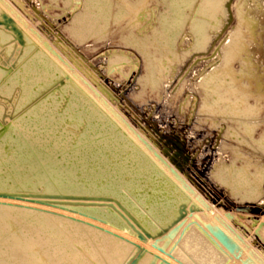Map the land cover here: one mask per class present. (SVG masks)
I'll return each instance as SVG.
<instances>
[{
    "label": "bare ground",
    "instance_id": "1",
    "mask_svg": "<svg viewBox=\"0 0 264 264\" xmlns=\"http://www.w3.org/2000/svg\"><path fill=\"white\" fill-rule=\"evenodd\" d=\"M78 1L73 3L77 6ZM227 1L84 0V13L67 32L77 45L94 39L105 46L110 27L123 23L127 31L123 45L139 55L145 70L143 83L153 88L157 80L166 81L170 75L173 62L180 58L178 44L185 42L188 33L189 53H208L209 29L222 24ZM233 30L220 65L206 72L198 84L193 109L196 106L204 116L200 123L209 130L219 129L221 119L226 122L224 135L240 140L232 123L264 149V128L254 137L259 125L243 122L264 116V82L259 78L264 73L247 52L245 41L255 33L241 9ZM25 41L12 38L11 31L0 26V113L18 105L35 109L30 118H22L20 127L1 131V136L19 134L11 139L13 147L10 139L2 145L0 174L12 166L14 186L34 187L52 202L46 207L0 202V264H260L229 219L216 215L214 206L201 199L171 163L160 154L155 165L74 86L61 84L58 71ZM15 49L21 52L16 66L2 69ZM116 55L120 56L108 58L107 72L122 74L130 58ZM42 104L54 108L55 137L61 145L53 146V138L33 137L34 127L43 134L49 125L30 126L39 119L37 111L47 109ZM124 122L120 123L125 126ZM217 171L218 178L228 177L236 189L251 181L245 169L221 165ZM251 191L256 192L254 179ZM260 234L264 240V229Z\"/></svg>",
    "mask_w": 264,
    "mask_h": 264
},
{
    "label": "rangeland",
    "instance_id": "2",
    "mask_svg": "<svg viewBox=\"0 0 264 264\" xmlns=\"http://www.w3.org/2000/svg\"><path fill=\"white\" fill-rule=\"evenodd\" d=\"M83 3L84 0H79L77 7L73 0H68L67 3L63 0H0V26L9 29L12 38L21 42L28 40L27 44L33 48V53L42 56L45 62L50 63L54 70L58 71L61 84L74 86L79 95L89 100L88 102H91L95 109L113 126L119 128L153 163L159 160L160 154L171 163L184 177L189 187L193 186L201 199L214 206L218 213L216 215L229 219L238 234H241L239 237L246 240L247 250L254 255V258L256 257L258 263L263 264L264 240L260 237V233L264 229V149L250 141L248 135L242 133L232 123L230 127L233 133L236 130L235 134L240 140L224 135L226 122L222 123L221 119L219 121L222 129L209 130V126L200 123L204 116L196 111V106L193 109L192 101L200 92L198 84L206 72L212 71L221 63L223 48L229 44L232 31L236 27L237 9L242 10L244 19L251 23L255 33L253 39L245 38L251 62L255 67L262 68L264 73V0H228L224 5L226 12L220 22L222 24H219L218 28L209 29L212 44L208 53H189L192 47L191 35L188 33L184 37L185 42L178 44L177 53L180 58L173 62L167 82L157 80L153 88L143 83L145 70L139 55L132 48L123 45V36L125 39L127 33L123 23L110 27V36L106 39L105 46H99L102 41H94V39L76 44L77 41L69 35L67 29L75 18L84 13ZM146 11L149 12V9L147 8ZM156 16L157 21L159 15ZM136 32L140 35L144 33ZM113 54L115 57L120 56L116 54H126L130 58L122 74L107 72V61ZM20 57L21 52L15 49L7 61V67L1 68L14 69ZM30 60V57L26 58L21 65ZM259 78L264 82V77L260 75ZM172 80L174 81L169 86L168 82ZM41 106L47 109L37 111L39 119L34 120L30 126L49 125L43 134L40 129L35 131L34 127L33 137L39 139L47 137L50 140L53 138V146L61 145V140L55 137L57 129L55 121L58 120L51 110L54 108L49 107V104ZM7 108L5 112L0 113L2 114L0 119L5 124L0 127V133L5 128L20 127L22 118H30L35 110L20 105L13 109ZM12 112L13 116L7 119L6 115ZM119 119L122 123L125 121L124 123L131 129L120 123ZM50 120L53 121L51 124ZM243 122L259 125L255 129L254 137H257L264 128V116L249 118ZM136 133L143 139H140ZM17 134L19 132L15 131L11 138L6 134L5 136L0 134V153L2 145L9 139L8 144L13 147L11 139ZM213 136L216 137L212 144ZM221 165L245 169L251 181L246 186L236 189L228 177L218 178L217 169ZM11 168L12 166H8L6 171L0 174V202L37 203L42 207L52 202L47 194L38 193L40 190L34 187L21 190L14 186L10 180ZM253 179L255 193L251 191ZM155 257H159L157 252Z\"/></svg>",
    "mask_w": 264,
    "mask_h": 264
}]
</instances>
